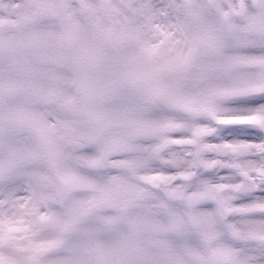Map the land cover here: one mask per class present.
Returning a JSON list of instances; mask_svg holds the SVG:
<instances>
[{
    "label": "rangeland",
    "instance_id": "374dc122",
    "mask_svg": "<svg viewBox=\"0 0 264 264\" xmlns=\"http://www.w3.org/2000/svg\"><path fill=\"white\" fill-rule=\"evenodd\" d=\"M134 3L140 0H0V158L10 137L21 147L26 136L36 138L26 151L34 162L68 156L84 142L98 150L87 167L113 172L112 183L99 187L86 173L56 170L69 199L67 216L48 237L57 242L59 264H205L212 258L195 242L177 248L170 221L131 212L140 190L127 176L155 149L144 142L170 140L173 117L154 114H191L194 95L183 70L162 67L144 52L142 33L131 23ZM180 4L192 29L206 33L205 0ZM239 5L244 23L228 26L256 43L264 36V0ZM108 9L126 20L121 42L110 37ZM132 11L142 15L139 8ZM248 12L256 14L249 19ZM223 17L227 21L229 13ZM167 26L165 15L154 27L163 33ZM248 67L247 78L264 84V66ZM54 111L62 119L46 122Z\"/></svg>",
    "mask_w": 264,
    "mask_h": 264
},
{
    "label": "snow or ice",
    "instance_id": "6c2138e0",
    "mask_svg": "<svg viewBox=\"0 0 264 264\" xmlns=\"http://www.w3.org/2000/svg\"><path fill=\"white\" fill-rule=\"evenodd\" d=\"M129 11L144 52L183 70L194 94L191 114H154L173 117L170 140L144 142L155 149L127 176L140 190L131 212L173 223L177 248L195 242L212 257L205 264H264V84L247 78L250 63L264 66V36L248 43L229 28L244 23L237 0L203 6L206 33L192 29L180 0H140ZM162 13L163 33L154 27ZM62 116L54 111L45 119ZM35 139L26 136L21 147L10 137L0 158V264H59L57 242L48 237L67 216L69 199L57 169L86 173L99 187L113 181L111 169L87 167L95 145L81 142L68 156L34 162L26 151Z\"/></svg>",
    "mask_w": 264,
    "mask_h": 264
},
{
    "label": "water",
    "instance_id": "95a60500",
    "mask_svg": "<svg viewBox=\"0 0 264 264\" xmlns=\"http://www.w3.org/2000/svg\"><path fill=\"white\" fill-rule=\"evenodd\" d=\"M106 17L111 23V34L116 42L121 41L125 31V20L123 16L116 10H108Z\"/></svg>",
    "mask_w": 264,
    "mask_h": 264
},
{
    "label": "flooded vegetation",
    "instance_id": "af4514ba",
    "mask_svg": "<svg viewBox=\"0 0 264 264\" xmlns=\"http://www.w3.org/2000/svg\"><path fill=\"white\" fill-rule=\"evenodd\" d=\"M210 1L211 0H205L206 2V5L210 4ZM215 1V0H214ZM204 5V6H206ZM253 13L256 14L255 12H248L247 16H250L249 19L253 18ZM224 14V13H223ZM206 31H207V28H206Z\"/></svg>",
    "mask_w": 264,
    "mask_h": 264
},
{
    "label": "bare ground",
    "instance_id": "6f19581e",
    "mask_svg": "<svg viewBox=\"0 0 264 264\" xmlns=\"http://www.w3.org/2000/svg\"><path fill=\"white\" fill-rule=\"evenodd\" d=\"M131 122H132V120H131Z\"/></svg>",
    "mask_w": 264,
    "mask_h": 264
}]
</instances>
